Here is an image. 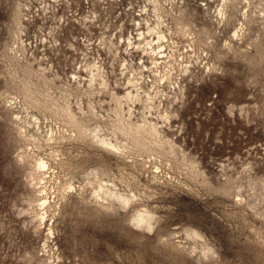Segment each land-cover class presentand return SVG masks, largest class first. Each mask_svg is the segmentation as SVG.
Instances as JSON below:
<instances>
[{
    "label": "rangeland",
    "instance_id": "374dc122",
    "mask_svg": "<svg viewBox=\"0 0 264 264\" xmlns=\"http://www.w3.org/2000/svg\"><path fill=\"white\" fill-rule=\"evenodd\" d=\"M0 264H264V0H0Z\"/></svg>",
    "mask_w": 264,
    "mask_h": 264
},
{
    "label": "bare ground",
    "instance_id": "6f19581e",
    "mask_svg": "<svg viewBox=\"0 0 264 264\" xmlns=\"http://www.w3.org/2000/svg\"><path fill=\"white\" fill-rule=\"evenodd\" d=\"M103 142L107 143L106 141H103ZM109 145L112 147H115V146L111 145L110 143H109ZM43 164L44 163H42V165ZM135 220L137 223H145V224L149 225L150 224V215L146 214V213L145 214H139L138 216H136Z\"/></svg>",
    "mask_w": 264,
    "mask_h": 264
}]
</instances>
